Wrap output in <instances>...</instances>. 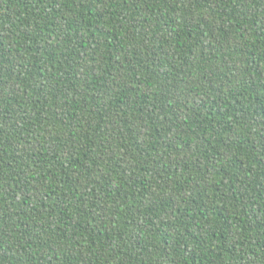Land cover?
Here are the masks:
<instances>
[{
    "label": "trees",
    "instance_id": "trees-1",
    "mask_svg": "<svg viewBox=\"0 0 264 264\" xmlns=\"http://www.w3.org/2000/svg\"><path fill=\"white\" fill-rule=\"evenodd\" d=\"M0 264H264V0H0Z\"/></svg>",
    "mask_w": 264,
    "mask_h": 264
}]
</instances>
